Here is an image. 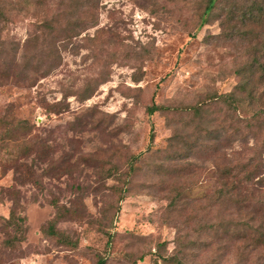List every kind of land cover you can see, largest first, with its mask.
Segmentation results:
<instances>
[{"label":"rangeland","instance_id":"rangeland-1","mask_svg":"<svg viewBox=\"0 0 264 264\" xmlns=\"http://www.w3.org/2000/svg\"><path fill=\"white\" fill-rule=\"evenodd\" d=\"M252 2L261 3L253 8L258 20L239 16L238 7ZM205 3L0 0V264H96L99 257L103 264H174L159 255L174 252L177 231L187 245L209 239L213 228L219 234L211 246L188 250L197 263L264 264V244L252 249L247 239L224 234L264 224V205L251 198L239 208L216 196L251 156L261 165L241 193L261 196L259 138H228L229 129L206 138L207 127L219 128L230 115L221 103L210 102L198 116L182 109L231 90L236 68L254 54L264 59L252 47L264 43V0H217L203 21ZM227 3L237 9L235 28H223ZM152 103L170 108L149 113ZM21 119L29 134L5 133ZM175 134L180 142L171 145ZM30 141L40 159L22 151ZM185 143H197L196 150L170 158ZM175 186L184 200L169 211ZM54 200L75 210L58 219L55 236L42 231L56 213ZM13 206L26 217L21 239L2 218Z\"/></svg>","mask_w":264,"mask_h":264},{"label":"trees","instance_id":"trees-1","mask_svg":"<svg viewBox=\"0 0 264 264\" xmlns=\"http://www.w3.org/2000/svg\"><path fill=\"white\" fill-rule=\"evenodd\" d=\"M216 1L217 0H206L202 11L203 21L210 18ZM259 5H261V3L252 2L248 7H238L240 11L239 16L240 14H255L250 18L258 20L260 11L256 14L254 13L253 8H258ZM223 8H225V11L227 12V17L224 18L225 23L224 21H222L223 28L224 26H231V28H235L238 24L237 18L235 19L236 15H234V12L237 10L234 9L235 5L227 3L223 6ZM261 20L262 18L260 17L259 22H261ZM252 33L253 29L247 28L243 34L244 36L248 37ZM228 35L230 36V33ZM253 44L254 45L252 47L256 48V50H259L260 48L262 52H264V43L258 44L254 42ZM235 71L238 76V81L235 83L231 90L225 92L215 91L209 94L207 98L198 100L193 104H187L182 109H184L185 111H189L190 114L198 116L202 113L203 107L205 105H210V102L221 103L229 107L230 115L225 114L220 118L217 123V126L219 128H206V132L208 135V137L206 138L219 139L222 135V131H226L229 129L230 136L228 138L241 137L245 139V137H247L248 135H251L253 138H259V146L261 147L259 151L264 152V59H260L258 58V56H256V54H254L251 60L236 68ZM169 108L170 107L167 105L152 103L148 106L147 110L149 113H152L155 110H167ZM227 118H229L228 125L225 124ZM21 130L26 134H29L31 131V127L27 123L26 119H21V122L18 121L14 126H7L5 133L9 136L13 135L16 132L22 134ZM150 138H153V132H151ZM178 140L179 137L177 134L168 137V143L171 145L175 142H180ZM214 144H217V142ZM36 146V141H30L22 147V151L24 152V154H31L32 152H35V157L40 159L41 152L38 151V148ZM196 148L197 143H185L183 145V149H176V154H171L170 158L181 159L194 152ZM140 154L143 153L140 152L131 155V160H136L137 158H139ZM188 164L190 165L191 163L188 162ZM238 165V169L234 172V176H238L237 179L235 178L236 180H234V182H231L230 185L219 189L216 195L217 198L222 197L221 199L225 200L226 202L232 201L234 202V205L238 206L239 208L244 206L245 202H249V199L251 198L255 199V201L260 203L261 205H264V188H256L258 194L261 195L258 198H255V195L253 194L254 192H250L249 194L241 193V183L250 180L252 174L257 172L256 170L260 167L261 163L258 162L255 157L251 156L244 161L238 162ZM183 166L184 165H182L181 167H174V172L178 173L180 170H182V168H185ZM52 167L53 166L51 165V168ZM129 169H134L132 162L129 166ZM242 171L244 172V175H240V172ZM258 182H264V175L258 179ZM263 184L264 183H260V186ZM172 189V195L169 196L168 207L169 211H177L179 210L178 208L182 206L181 202L184 200L182 198L185 191L180 186H175ZM123 198L124 193H121L118 198V205ZM53 204H55V206L57 207L56 213L42 227V231L47 235L55 236L56 234H59V230L56 228L58 219L65 216H73L75 214V210L67 206H64L62 209L55 200L53 201ZM2 218L6 221L9 227H12L15 232L19 233L18 237L15 234L13 235L15 239H21L24 237V233L26 231L25 215L17 213L13 206L10 208L8 215L2 216ZM204 228L206 227H200L198 230L201 231L204 230ZM228 230L224 229V234H226L225 236L230 237V239H247V241L244 243V246L251 245V248L253 249L264 244V224L261 222L257 224L255 228H253L252 224L246 223V225H243V227L233 226L232 229H230L229 231ZM211 233L212 232H209V234ZM218 234V230L213 228V233L210 235L209 239L199 240L198 243L195 239H190L188 240V244L186 245L183 242V235L179 231H177V234L175 236L176 246L174 252L169 255L159 256L163 258L164 261L174 264H199L196 260L197 254H194L193 252L190 253L188 252V250H190L192 247L200 248V250L208 248L209 246H211L212 242L214 241L213 239ZM64 236L66 235H59V237H61L62 239H66L65 241H62L60 239L62 242H72L69 238ZM111 237L112 234L108 232L109 239L107 240L106 244L109 245ZM162 242L165 243V241ZM104 261L105 260L103 257H99L96 264H103Z\"/></svg>","mask_w":264,"mask_h":264}]
</instances>
